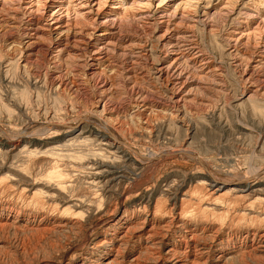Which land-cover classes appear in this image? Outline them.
<instances>
[{"label":"rangeland","instance_id":"rangeland-1","mask_svg":"<svg viewBox=\"0 0 264 264\" xmlns=\"http://www.w3.org/2000/svg\"><path fill=\"white\" fill-rule=\"evenodd\" d=\"M216 1L225 8L202 19L191 9L170 22L173 34L162 43L158 13L129 17L115 25L99 61L92 60L95 42L83 35L86 44L68 38L60 52L46 36L23 50L17 45L30 32L28 12L0 4V127L25 133L14 146L0 130V216L15 220L0 227V264H264V25H252L249 40H235L250 26L245 14ZM245 6L264 14L263 0ZM169 49L181 54L178 68L191 79L177 105L170 77L155 75ZM93 63L97 70L86 74ZM99 76L106 92L94 82ZM59 78L66 84L57 89ZM87 113L125 131L141 152L186 147L230 185L214 191L210 176L183 152L155 165L133 160L80 120ZM146 118L149 131L139 127ZM37 121L61 125L40 129ZM77 121L81 129L67 127ZM145 214L156 226L149 238L117 232Z\"/></svg>","mask_w":264,"mask_h":264},{"label":"bare ground","instance_id":"bare-ground-1","mask_svg":"<svg viewBox=\"0 0 264 264\" xmlns=\"http://www.w3.org/2000/svg\"><path fill=\"white\" fill-rule=\"evenodd\" d=\"M217 1H219V0H217ZM226 1H225L226 4L228 2H230L229 4L235 3V5H234L235 7L233 6L232 10L230 9L231 10L230 13H233V11H235L233 9H235V8H236L237 12L242 11L243 14H245V19H246V21L244 20L245 25L251 26V27L249 26L248 29L243 28L242 30L235 32V34L233 35L234 39L238 40V41L242 40V39L249 40V38H251V36H253V35H251V33H253V32H251L252 28H253L252 25H255V27L253 28L255 31H256V29H258V27L260 25H264V14H262V15L256 14L255 15L254 13H252L250 11L251 9L249 10L246 7L248 5L245 6V4L248 1H253V0H226ZM8 3L12 4V5L11 4L10 5L14 9V11L17 9L18 10L23 9L26 12H28V15H29V18L27 19L25 26L27 27V29H29L30 32L29 33L26 32L23 35L22 39L20 38V40H18L19 45H17V46H21V48L23 50L28 51L31 47L33 49V47L39 46L41 44V38L43 36L44 37L46 36V37L51 39L50 40V43L52 45L51 47H53L58 52H60V50L62 48L67 47L68 38L78 37L75 39L73 38L74 41L80 40L79 42L81 44L85 43V42L81 41L80 36L83 35V39L85 38L87 43L90 42V44H91V42H93V43L95 42L94 43L95 46L93 45L95 51L92 54V60H95V61L96 60L99 61V60L106 58V56H107L106 51H108L107 47L110 46V44H111L110 41H111V38L113 36V30L116 27L115 25L116 24L118 25V24L124 22V20L127 21V19L129 17L133 18L134 16L136 17L139 15H141V17H142V15L146 14V13H147L146 14V16H147L148 13L150 12V10H153V13L154 12L158 13V16L155 17L156 20L154 21L155 24L157 25L155 31H156V33H158V36H157L158 40L157 41L158 42L160 41L162 43V42H167V40L171 39V35L173 34L170 30L171 28L170 29L168 28L170 22H172L176 19L182 20V18H187L191 13V9L194 10V12H197L199 14V18L201 17V19H202L203 16H206L210 13L212 14V12L216 11L217 8L218 9L225 8L224 5L219 7V5L214 4V0H0L1 5H6ZM226 8H227V5H226ZM144 18H146V17H144ZM77 24H79L78 29L76 28ZM202 24H203V27L207 26L206 23H202ZM231 40H233V39H231ZM15 41H17V40H15ZM42 42H43V40H42ZM246 42H248V41H246ZM234 43H236V42H234ZM7 49H9V46ZM169 50L170 51L167 54H165L164 58L159 59L158 63H156L155 75L157 77L158 76H169L170 77L171 84L173 86V87H171L170 98H171V101L177 105V104H179L180 101H183L182 99H183L184 95L185 94L187 95L188 90H189L188 87L190 85L191 79L189 80V78L184 75L185 74L184 70H181L180 68H178V61H179L181 54L179 55L176 53V51H173L171 49H169ZM21 51H20V55H21ZM22 54H24V53H22ZM20 55H18V56H20ZM182 56H184V54ZM184 60H187V59H184ZM194 60H195V57L192 56V57H189L187 61L193 62ZM94 70H97V69L93 63V64H91L90 68L87 70L88 72H86V74H91ZM97 76L98 75H96L95 77H97ZM89 77L90 76H88V78ZM93 77H94V75H93ZM89 80H92V75H91V79H89ZM192 80H194V79H192ZM88 82H90V81H88ZM94 82L96 85H98L99 89H102L103 91H105V87L107 86V81L104 78H100V76H99L98 79H96V81H94ZM65 84L66 83H64V80L62 78H59L55 82V88H57V89L62 88L65 86ZM98 102L99 101H97L98 105L96 107L100 108L101 111L107 108V107L105 108V105L103 103L99 104ZM90 110H92V109H90ZM96 114L94 115L93 113H87L85 115V117L81 118L80 120L85 121V122H86V120L87 121L90 120L91 123L98 126L99 129H102L105 132V135H108L111 137V140L109 142L111 144H113V146L117 145L119 147H123L124 149H126L133 156V160H135L139 163L150 162L151 164L152 163L156 164L157 161H160L161 158H163L164 156H167L168 154L173 155L176 152H178V153L183 152V154L186 157L192 158L195 162H197L200 165V167H202V169L206 172V174L210 176L211 182H212L211 187L214 188V191L215 190L219 191L220 189L225 188L226 185H230V183L228 181L217 179V177L212 172H210V170H208V168L206 167L207 165H205V163H203V160L201 159V157H199L197 155V153L194 154L192 151H190L186 147L183 148V147L177 146L178 148H176V149H171L168 147L166 149H163V148L159 149L158 151L141 152V151L137 150L136 148H134L133 146H131V144L127 140L124 139L123 133L125 131L123 129L122 130L124 132H122L119 127L116 128L112 124L108 123L105 120V117L103 119L102 117H98ZM116 115H117V113H116ZM169 115L171 118L175 117L173 111H170ZM138 121H139V119H138ZM148 121L149 120L147 118L145 120H143L142 122L140 121L141 124L139 127L142 130L149 131L150 130V124ZM81 123L82 122L77 121V122L70 124V125L67 124L68 126L65 125V127L67 126V127H71V128H77V127L80 128ZM32 125L39 126V127H41L40 129H43V128L48 129L49 126H55L56 127V125H61V124L53 122V121H43L42 123L37 121V122H33ZM0 130L2 131L3 135L7 138V140H9V142H11V144H16L14 146L18 145V143H19L18 138L22 137V135L25 134V133H23V134L18 133V134L12 135V134H9L10 132H7L2 127H0ZM102 139H104V138H102ZM150 166H152V165H150ZM263 170H264V168H263ZM260 171H261V169H259L257 172L255 171V174L256 173L259 174ZM253 178H254V176H252V179L249 181H252ZM248 179H249V177H246L242 180L233 179V182H237V181L238 182H242V181L247 182ZM230 181H231V179H230ZM13 218H15V217H13ZM152 218H154V217H152ZM8 221H10L8 218V215L0 216V222H2V223H0V227H5V226L8 227L9 225H11V222L12 223L15 222V220H12V219H11V222H8ZM136 225H138V226H136ZM155 227H154L153 219L149 220L148 215L145 214L142 218L141 223L138 222V220L134 221L133 218H130V219L126 220L125 226L120 227V230L117 229V232L119 231L120 234H126L130 231L131 232H139L140 235H143L146 238H149L154 233H156ZM178 244L181 245L180 243H178ZM104 247H105V245H104ZM171 249L172 248L167 249V251L169 252ZM111 256H112V254H111ZM103 257H105V256H103ZM261 257H263V256H261ZM107 259H109V258H107ZM115 261H116V259H115Z\"/></svg>","mask_w":264,"mask_h":264}]
</instances>
